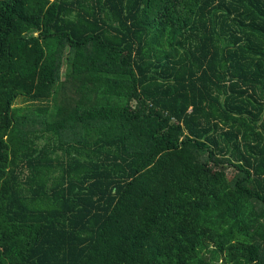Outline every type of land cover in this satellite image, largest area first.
<instances>
[{"label":"trees","instance_id":"trees-1","mask_svg":"<svg viewBox=\"0 0 264 264\" xmlns=\"http://www.w3.org/2000/svg\"><path fill=\"white\" fill-rule=\"evenodd\" d=\"M0 264H264V0H0Z\"/></svg>","mask_w":264,"mask_h":264},{"label":"rangeland","instance_id":"rangeland-1","mask_svg":"<svg viewBox=\"0 0 264 264\" xmlns=\"http://www.w3.org/2000/svg\"><path fill=\"white\" fill-rule=\"evenodd\" d=\"M65 67L63 66L61 69V74L64 73ZM21 103H18L20 105ZM230 175H235L232 169H228L227 171ZM241 209L239 211V215L245 222V224H250L251 221L255 219L258 213V205H254L252 203H245L240 205Z\"/></svg>","mask_w":264,"mask_h":264}]
</instances>
